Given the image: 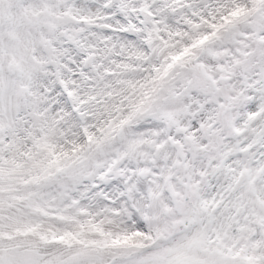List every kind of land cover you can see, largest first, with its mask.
Returning a JSON list of instances; mask_svg holds the SVG:
<instances>
[{"label":"snow or ice","instance_id":"snow-or-ice-1","mask_svg":"<svg viewBox=\"0 0 264 264\" xmlns=\"http://www.w3.org/2000/svg\"><path fill=\"white\" fill-rule=\"evenodd\" d=\"M0 264H264V0H0Z\"/></svg>","mask_w":264,"mask_h":264}]
</instances>
